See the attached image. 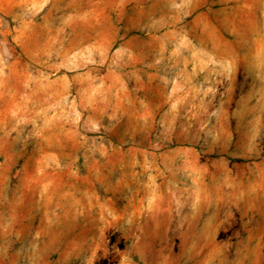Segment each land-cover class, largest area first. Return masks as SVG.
I'll return each mask as SVG.
<instances>
[{
  "label": "rangeland",
  "instance_id": "1",
  "mask_svg": "<svg viewBox=\"0 0 264 264\" xmlns=\"http://www.w3.org/2000/svg\"><path fill=\"white\" fill-rule=\"evenodd\" d=\"M0 264H264V0H0Z\"/></svg>",
  "mask_w": 264,
  "mask_h": 264
}]
</instances>
